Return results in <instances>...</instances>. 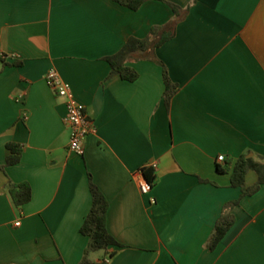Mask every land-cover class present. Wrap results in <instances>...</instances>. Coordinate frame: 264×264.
<instances>
[{
    "label": "crops",
    "instance_id": "crops-1",
    "mask_svg": "<svg viewBox=\"0 0 264 264\" xmlns=\"http://www.w3.org/2000/svg\"><path fill=\"white\" fill-rule=\"evenodd\" d=\"M165 1L177 12L163 0L135 10L115 0H0V264H79L89 178L121 245L92 261L264 264V184L241 198L230 185L240 155L264 161V0ZM172 23V38L125 63L134 81L110 75L106 57L128 38ZM51 68L93 124L82 155L68 148L64 100L45 81ZM164 71L177 86L168 106ZM9 143L20 158L6 165ZM148 166L155 183L142 194ZM8 180L31 187L21 208ZM256 180L248 171L243 188ZM237 199L233 224L208 249L224 204Z\"/></svg>",
    "mask_w": 264,
    "mask_h": 264
},
{
    "label": "trees",
    "instance_id": "trees-1",
    "mask_svg": "<svg viewBox=\"0 0 264 264\" xmlns=\"http://www.w3.org/2000/svg\"><path fill=\"white\" fill-rule=\"evenodd\" d=\"M118 3L129 7L130 9H137L146 0H115ZM166 2L175 12L177 6L168 1ZM175 23L167 26H153L150 28L149 34L144 38L130 37L123 44V46L112 56L106 57L110 64V75H119L122 79L134 81L138 77L135 69L127 66L125 63L138 52H145L150 49L160 46L163 42L169 40L174 35ZM165 91L164 103L168 106L170 98L176 92L177 86L172 84L164 71ZM7 148L10 151L6 157L5 164L11 165L19 161L20 148L16 144L9 143ZM218 171H222L217 167ZM254 171L257 174V180L254 185L248 188H243L245 175L248 171ZM145 180L149 183L150 188L155 183V175L152 167H144L141 169ZM264 184V161L259 162L252 157L240 155L234 162L231 174L230 185L233 187H240V198L246 195L255 193L260 186ZM10 200L15 208H21L31 199V187L27 182L13 183L8 180L5 184ZM89 189L92 196L91 207L84 217L80 226V233L88 236L89 244L85 250L84 256L79 264H100L99 262L90 259V253L94 251L106 250L110 246H121L106 229V211L108 202L102 192L89 178ZM239 199L230 201L224 204L219 218L216 220L212 233L206 243L208 249L213 250L218 242L222 239L228 229L234 222V217L231 214L233 206L237 205ZM113 253H109L112 256Z\"/></svg>",
    "mask_w": 264,
    "mask_h": 264
},
{
    "label": "built area",
    "instance_id": "built-area-1",
    "mask_svg": "<svg viewBox=\"0 0 264 264\" xmlns=\"http://www.w3.org/2000/svg\"><path fill=\"white\" fill-rule=\"evenodd\" d=\"M45 81L54 90L55 94L64 100L66 108L64 122L70 129L68 148L71 152L82 155L84 150L83 142L86 136L93 131V124L88 119L83 106L74 98L69 84L61 78L56 69L51 68L47 71ZM223 159L222 155L217 157L218 161H222ZM140 174L138 184L140 192L145 194L150 190V185L145 180L142 171H140ZM108 260L109 258L106 257L104 262H108Z\"/></svg>",
    "mask_w": 264,
    "mask_h": 264
},
{
    "label": "rangeland",
    "instance_id": "rangeland-1",
    "mask_svg": "<svg viewBox=\"0 0 264 264\" xmlns=\"http://www.w3.org/2000/svg\"><path fill=\"white\" fill-rule=\"evenodd\" d=\"M95 253H98V254L100 253V255H102V251H100V252H99V251H94V252H91V253H90V257H91L93 254H95Z\"/></svg>",
    "mask_w": 264,
    "mask_h": 264
}]
</instances>
